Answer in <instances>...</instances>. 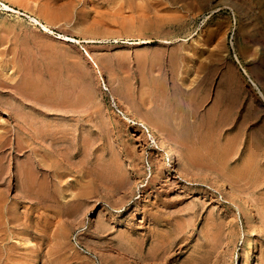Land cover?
<instances>
[{"label":"rangeland","instance_id":"obj_1","mask_svg":"<svg viewBox=\"0 0 264 264\" xmlns=\"http://www.w3.org/2000/svg\"><path fill=\"white\" fill-rule=\"evenodd\" d=\"M192 1L0 0V264H264V183L227 184V168L239 174L258 167L256 157L240 149L225 153L221 143L229 135L198 128L204 141L164 135L176 164L168 167L160 146L124 120L108 91L100 95L101 119L114 124L107 131L81 132L83 117L72 110L92 103L94 64L85 51L97 63L103 46L116 43L63 44L56 34L135 38L138 24H145L140 38L154 40L146 46L164 54L163 68L183 84L201 87L204 81L211 116L220 100L226 121L251 128L264 116V100L244 81L234 54L264 88V0H233L241 6L235 15L211 11L221 0ZM39 11L51 14L53 34L45 36L24 14ZM159 37L173 41L164 46ZM117 44L130 52L145 46ZM94 68L99 76L98 64ZM252 136L238 138L242 143ZM189 153L198 156L197 166ZM36 154L52 165L57 190L48 183L46 190L56 193L58 205L22 197L18 171ZM109 166L111 176L104 172ZM216 178L230 191L218 190ZM246 205L255 222L246 219Z\"/></svg>","mask_w":264,"mask_h":264},{"label":"crops","instance_id":"obj_2","mask_svg":"<svg viewBox=\"0 0 264 264\" xmlns=\"http://www.w3.org/2000/svg\"><path fill=\"white\" fill-rule=\"evenodd\" d=\"M103 47L104 50L99 54L97 61L101 78L97 70L90 65L94 83L89 96L92 103L82 102L80 106L72 107L76 117H83L80 122L83 125L81 132L97 134L100 130L107 131L114 125L110 120L101 119L105 114L100 96L104 89L110 95L115 93L129 106L138 110L162 135H194L192 139L197 141H204L206 135H229L224 137V142L221 143L225 153L230 154L240 149L244 156L256 157L258 167L255 173L244 167L239 174L235 170L236 167L227 168L225 171L227 184L264 183V116L252 123L249 129L247 122L240 124L228 122L224 106L219 100L216 116L213 117L210 112L209 92L204 81L201 87L194 86L188 81L183 84L176 73L163 68L164 54L156 47L145 45L131 52L125 49V45L105 44ZM102 81L104 88L100 89ZM164 111L166 114L175 111L182 118L179 120L168 116L167 118L163 115ZM197 128L206 135L194 132ZM230 135H235L234 140H231ZM239 135L253 136L247 137L241 143ZM195 157L197 161L194 166H197L198 156Z\"/></svg>","mask_w":264,"mask_h":264},{"label":"bare ground","instance_id":"obj_3","mask_svg":"<svg viewBox=\"0 0 264 264\" xmlns=\"http://www.w3.org/2000/svg\"><path fill=\"white\" fill-rule=\"evenodd\" d=\"M192 1V0H191ZM220 1V0H218ZM153 2V1H152ZM186 2V1H185ZM208 1L207 0H193L191 3L192 5H195L196 3L199 4L200 6H204ZM215 2V1H214ZM182 3V2H181ZM187 3V2H186ZM250 3V2H249ZM218 4V3H217ZM242 4V3H240ZM187 5V4H186ZM191 5V4H189ZM6 6V5H4ZM8 6V5H7ZM190 7V6H189ZM192 7V6H191ZM194 7V6H193ZM241 6L233 1V0H221V4H218V5H215L214 7H211V11L214 13V12H220L221 10L223 9H228L230 10L234 15L235 13L237 12V9H239ZM203 8V7H202ZM210 8V7H209ZM194 9V8H193ZM208 9V8H207ZM243 9V8H242ZM208 11V10H207ZM45 12V11H44ZM44 12H38L37 15H34L32 16L31 14L27 15L26 13H24L27 18H28V21L30 23H32L33 25L35 26H38L41 30H42V33L43 34H46L45 36H47L48 34H53V30L51 28V25H54V24H51L50 23V16L51 14L49 13H44ZM238 13V12H237ZM240 13V12H239ZM196 14V13H194ZM212 14V13H211ZM241 14V13H240ZM54 15V14H53ZM197 15V14H196ZM213 15V14H212ZM209 16V15H208ZM233 16V15H232ZM240 16V15H238ZM243 16V15H241ZM53 17V16H52ZM57 17V16H56ZM194 17V16H193ZM58 18V17H57ZM205 18V17H204ZM52 19V18H51ZM60 19V18H59ZM230 19V18H229ZM61 21V20H60ZM55 22V20H54ZM180 23V22H179ZM139 27L137 30H134L135 31V34L137 37L135 38H129L128 36H125L123 34H118V33H113L109 36L106 35V37H102V35H100L101 37L100 38H83V39H79L77 37H74V36H68V35H65V34H61V33H57L56 34V38L63 42L64 43H70V44H73V45H76V44H80L82 45V43H90V42H105V41H111V42H115L116 44L117 43H123V44H127V45H130V46H136V45H149L150 43H152L154 40L153 39H147V38H140V34H143L144 30L142 29L143 27H145V24H138ZM178 25V24H177ZM83 26V25H82ZM243 26V25H242ZM77 27V26H76ZM180 27V26H179ZM173 28V27H172ZM245 28V26H244ZM201 30V29H199ZM249 30V29H248ZM78 31V30H77ZM84 31V30H83ZM198 31V30H197ZM155 33V32H154ZM101 34V33H100ZM106 34V33H105ZM255 35V34H254ZM97 36V35H96ZM139 36V37H138ZM160 36V34H159ZM162 36V35H161ZM189 36V35H188ZM191 36V35H190ZM196 36V39H199L200 40V35L199 33L197 32L195 34ZM158 38V36H156ZM162 38V37H161ZM165 38V37H164ZM179 38V37H178ZM192 38V37H191ZM195 38V37H194ZM183 39V38H182ZM193 39V38H192ZM263 40V38H262ZM173 41V39H172ZM171 40L169 39H160L159 37V40L158 42L160 44H164L165 45H168V44H171L172 43ZM185 41V40H184ZM260 42V41H259ZM71 45V46H73ZM64 54V53H63ZM85 54L88 56L89 60H91V64H94V67L96 66L97 67V63L93 60L92 58V55L91 53H88L85 51ZM83 54V55H85ZM86 56V57H87ZM234 58L235 60L238 62L239 66H240V69L242 70V75L244 77V81H246L247 83L250 84V86L256 91V94H257V97L264 100V88L263 86L259 85V83L257 82V79L250 73V71H248V69L244 66V64L241 62L240 58L238 57L237 54H234ZM75 59V58H74ZM241 72V71H240ZM99 77L101 78V73H99ZM10 86V85H9ZM237 88V87H236ZM237 90V89H236ZM24 93V92H23ZM238 94H239V91H238ZM112 100L114 102V104L116 105V107L118 108V111L123 115L124 117V120L126 119V122H128L131 125L133 126H137L139 127L143 133H145L146 135H149L150 138H152L156 144L158 146H160V148L162 149L163 151V157H164V162L166 164V166L168 167H175L176 164H175V160H174V153H173V150L172 148L169 146V143L167 141V139L164 137V135H162L158 130L157 128H155V126H153L149 121L148 119L143 116L142 114H140L138 112V110L134 109L133 107L129 106L128 103H126L123 99H121L118 95H116L115 93H112ZM42 98H43V95H42ZM163 99V98H162ZM261 100V101H262ZM45 103V102H44ZM169 109V108H168ZM164 110V109H162ZM180 111V110H179ZM165 112V111H164ZM161 113V112H160ZM163 113V112H162ZM163 115H165V117H169V118H173V117H176L177 115H180L179 113L177 112H172V113H169V114H166L163 113ZM162 115V117H163ZM161 116V115H160ZM164 117V118H165ZM167 117V118H168ZM178 118V117H177ZM157 119V118H156ZM174 119V118H173ZM178 126H179V123H178ZM42 132H44V126L42 125V127L39 129ZM39 131V132H40ZM47 136V139L48 137H50L49 135H35V137H37L38 139L41 137V139L44 137ZM53 136V135H52ZM55 136V135H54ZM53 136V137H54ZM18 137V138H17ZM16 138V150L20 149L21 151V147L24 146L22 145L21 146V137L19 138V136H17ZM57 137V136H56ZM55 137V140H57ZM60 137V136H59ZM57 137V138H59ZM36 138V139H37ZM35 139V140H36ZM50 139V138H49ZM52 139V138H51ZM9 142V141H8ZM60 143V142H58ZM62 143V142H61ZM190 143V142H188ZM188 143H186L188 145ZM3 145V143H2ZM46 145V144H45ZM30 146V145H29ZM61 146V145H60ZM25 147V146H24ZM28 147V145H27ZM26 147V149H27ZM1 148V147H0ZM23 148V147H22ZM30 149V148H29ZM60 151V150H58ZM62 152V151H61ZM2 151H0V155H2ZM59 153V152H58ZM57 153V154H58ZM63 153V152H62ZM67 154V153H66ZM62 155V154H61ZM48 157V156H47ZM58 157V155H57ZM63 157V156H62ZM190 157V156H189ZM2 161V160H1ZM49 162V160H48ZM119 162V161H118ZM27 166H24L22 168H19V171H18V174H19V178H20V185H21V189H22V197L26 200V201H35L37 203H41V204H46L50 202V204H59V198L57 197L56 193L53 191V190H49L47 191L46 190V184L48 183L50 186L54 185V190L56 191V186L55 183H56V175L53 174L52 172V165H50L49 163L47 164V162L45 161V158L39 156L38 154H36L35 156H31V157H28L27 158ZM23 164V163H22ZM1 168V167H0ZM109 170H105V174L107 175L109 173V175H113L112 174V171H113V168H111V166L108 167ZM6 170V169H5ZM4 170V171H5ZM3 172V171H2ZM7 172V171H6ZM57 172V171H56ZM85 173V172H84ZM102 173V172H101ZM1 169H0V177H1ZM108 176V175H107ZM118 176V175H117ZM119 177V176H118ZM106 178V177H105ZM108 178V177H107ZM112 178V177H111ZM116 178V177H115ZM110 179V178H109ZM114 179V178H113ZM108 180V179H107ZM116 180V182H115ZM113 182H115V185L121 183V179H115ZM123 180V178H122ZM100 181V180H99ZM105 184V182H104ZM49 185L47 187H49ZM215 185H216V188L218 190H221V191H230L228 190L227 186L225 185V183L220 180L219 178H216L215 179ZM10 186V185H7V187ZM86 187V186H85ZM9 188V187H8ZM51 189V188H50ZM60 189V188H59ZM87 189V188H86ZM6 190V189H5ZM88 191V189H87ZM60 192V190H59ZM72 192V191H71ZM86 191H84L85 193ZM81 193V192H80ZM237 194V193H236ZM59 196V194H58ZM70 197V196H69ZM89 197V196H88ZM5 203V202H4ZM4 203L1 202V199H0V206H4ZM57 204V205H58ZM78 206V205H77ZM4 209V208H3ZM3 209L0 208V210L2 211ZM244 209V215L246 216V219L249 221V222H255V216L253 214V212L251 211L250 207L248 205H246L245 207H243ZM0 211V212H1ZM3 213V212H2ZM39 213V212H38ZM44 234V232H43ZM42 234V235H43ZM7 239H4L6 241H9L10 239V242H11V237H6ZM23 239H26L24 241V243L26 245H29L31 244V240L29 238H23ZM59 239V238H58ZM160 240V239H159ZM19 241V240H18ZM45 241V240H44ZM57 242V241H56ZM252 241H249L246 243V246L245 247H248V246H251L252 245ZM62 256V255H61ZM255 257V252L252 250V252L250 253V259L254 258ZM78 258V257H77ZM73 259V257H72ZM76 259V258H75ZM81 263V262H79ZM84 264V263H83Z\"/></svg>","mask_w":264,"mask_h":264}]
</instances>
